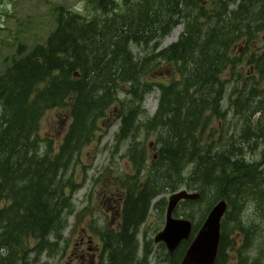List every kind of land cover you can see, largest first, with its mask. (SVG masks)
Segmentation results:
<instances>
[{
  "label": "trees",
  "instance_id": "trees-1",
  "mask_svg": "<svg viewBox=\"0 0 264 264\" xmlns=\"http://www.w3.org/2000/svg\"><path fill=\"white\" fill-rule=\"evenodd\" d=\"M86 2L90 15L57 7L45 44L28 53L20 44L0 74V264H40L43 255H58L73 196L86 182L82 152L102 141L103 125L114 116L118 142L140 126L156 135L158 152L147 167L145 141L128 149L135 151V174L123 181L120 228L104 236L100 264H180L191 240L170 255L151 238L141 248L138 234L153 207L164 217L167 199H154L182 188L201 195L175 211L193 221V235L218 201L229 204L216 264L227 263L230 249L235 264H264V254L255 263L246 255L264 224V47L253 50V69L244 78L233 56L264 40V0ZM180 24L179 40L160 49ZM164 62L177 78L157 83L158 109L141 121ZM67 107L71 122L61 143L44 144L45 112ZM237 234L245 242L240 249Z\"/></svg>",
  "mask_w": 264,
  "mask_h": 264
},
{
  "label": "rangeland",
  "instance_id": "rangeland-1",
  "mask_svg": "<svg viewBox=\"0 0 264 264\" xmlns=\"http://www.w3.org/2000/svg\"><path fill=\"white\" fill-rule=\"evenodd\" d=\"M118 1L121 2V0ZM59 6H66L71 10L79 11L85 15L91 14V9L88 7L86 0H0V74L8 66V59L17 54L20 44L25 45V53L30 52L36 45L45 44L50 33L56 27V8ZM176 30L178 32H176ZM183 31L184 24L177 25L170 34L162 39L160 49L170 46L175 42L178 35V38L180 37ZM263 47L264 40L263 36H261L255 41L251 50H239L233 55L235 58L240 59L237 68L242 73V78L249 76L250 70L252 71L253 69V64L251 63L253 50L259 53L262 51ZM133 50L137 58H141L144 55L140 47L134 46ZM163 65L162 70L157 72L153 77V81L155 82L153 91L145 97L143 104L144 111L140 116L141 121H146L149 117H152L158 109L160 88L157 83H167L177 78V75L172 73L171 65H167L166 62H164ZM224 78L230 79V76L225 74ZM233 87L234 83L228 85L225 106H228L230 93ZM121 96L124 97V93H122ZM114 118H116V116H114L113 119ZM113 119L107 120L103 125L101 133L104 134V136L102 141H95L83 150L80 159L81 162H84L86 165V182L82 184L73 196L75 211L69 217V226L65 231L64 240L60 244L62 248L59 250L58 255L54 257L43 255L41 257L42 263L40 262V264L66 263V249L69 248L73 241L76 242L75 231L78 227H85L88 221H93L94 229L103 230L102 240L108 231H118L122 217H120L113 226L110 225V219H108L106 224H103L100 220L103 214L102 211H91V206L87 207L88 200L96 195L97 199L103 202L109 197H113L111 196L112 193L120 192L122 195L121 191L127 188L124 186L123 181L128 176H133L135 174V166L131 159V154L135 151H128L133 142L145 141L148 147V151H146L147 167H149L152 160L156 158L155 156L158 152L156 135H148L146 131L139 126L136 135H131L129 138L118 142L116 133L120 128V118H118V120ZM70 122L71 117L68 107L64 109L57 108L47 110L41 120L40 128V136L43 138L44 144L49 143L50 139H53L54 145L57 148ZM259 157L260 155H257L254 159L258 160ZM142 177L143 176H141L140 179H142ZM81 178L82 176L79 178V181H82ZM111 181L113 183L112 186L109 185ZM105 188L111 192L110 196L97 194L98 191ZM93 190L94 192H92ZM171 194L172 193L166 192L160 195L154 202L162 197H165L168 201ZM101 195L103 199H101ZM247 211V213L250 214L252 209H248ZM88 215H90L89 218ZM164 224L165 214L164 217L161 218L153 207L147 222L142 226L141 232L139 231L138 234L141 248L146 238L154 240L158 232L163 229ZM261 229L262 230H255L258 234L253 238L246 253L252 263L260 260L264 254V224ZM239 235L240 234L232 236L234 243L238 245L240 249V245H244L245 242L243 239L239 238ZM252 235L253 233L250 235V239H252ZM159 249V253L163 254V249L160 247ZM103 253V257L98 258L97 264H100L104 260L105 252ZM229 253L230 256L225 264H235L237 256L231 254L233 253L232 249L229 250Z\"/></svg>",
  "mask_w": 264,
  "mask_h": 264
},
{
  "label": "water",
  "instance_id": "water-1",
  "mask_svg": "<svg viewBox=\"0 0 264 264\" xmlns=\"http://www.w3.org/2000/svg\"><path fill=\"white\" fill-rule=\"evenodd\" d=\"M199 192L182 188L169 197L165 226L155 236L156 243L163 242L170 254H173L183 241L190 239L194 223L174 215L180 202L198 200ZM227 200L218 201L210 210L199 231L187 248L180 264H215L222 238L223 219L228 211Z\"/></svg>",
  "mask_w": 264,
  "mask_h": 264
},
{
  "label": "flooded vegetation",
  "instance_id": "flooded-vegetation-1",
  "mask_svg": "<svg viewBox=\"0 0 264 264\" xmlns=\"http://www.w3.org/2000/svg\"><path fill=\"white\" fill-rule=\"evenodd\" d=\"M112 184L111 181L109 185L112 186ZM121 192L122 195L120 192L112 193L111 196L113 197H109L106 201L102 200L103 202L98 200L95 195L88 200L87 207L91 206V211H102L103 214L100 220L103 224H106L110 219V225L113 226L121 217L123 201L127 191L122 190ZM110 193L106 188L97 192V194H105L106 196H110ZM101 199H103L102 195ZM102 233L103 230L94 229L93 221L86 222L85 227H78L75 231L76 242L73 241L66 249L67 262L63 264H97L98 258L103 257L102 253L104 252Z\"/></svg>",
  "mask_w": 264,
  "mask_h": 264
},
{
  "label": "bare ground",
  "instance_id": "bare-ground-1",
  "mask_svg": "<svg viewBox=\"0 0 264 264\" xmlns=\"http://www.w3.org/2000/svg\"><path fill=\"white\" fill-rule=\"evenodd\" d=\"M176 32H178V31L176 30ZM179 34H180V31H179ZM177 35H178V33H177ZM178 36H179V35H178ZM178 36H177V38H178ZM175 38H176V37H175ZM177 38H176V39H177ZM169 39H170V38H169ZM176 39H175V40H176ZM260 97H261V96H260ZM257 99H258V98H257ZM257 99H256V100H257ZM180 204H181V202H180ZM180 204L178 205V207L180 206ZM178 207H177V208H178ZM165 223H166V221H165ZM164 226H165V224H164Z\"/></svg>",
  "mask_w": 264,
  "mask_h": 264
}]
</instances>
